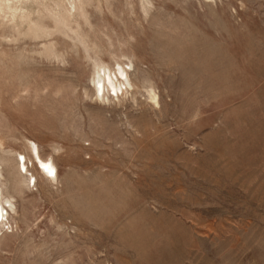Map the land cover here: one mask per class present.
Masks as SVG:
<instances>
[{"label": "rangeland", "instance_id": "374dc122", "mask_svg": "<svg viewBox=\"0 0 264 264\" xmlns=\"http://www.w3.org/2000/svg\"><path fill=\"white\" fill-rule=\"evenodd\" d=\"M0 189V264H264V0H0Z\"/></svg>", "mask_w": 264, "mask_h": 264}, {"label": "bare ground", "instance_id": "6f19581e", "mask_svg": "<svg viewBox=\"0 0 264 264\" xmlns=\"http://www.w3.org/2000/svg\"><path fill=\"white\" fill-rule=\"evenodd\" d=\"M120 73L123 74L122 71H120ZM105 80H107L108 84H110L111 86H113V82H112V79H111L110 74L107 75V78L104 79V82H105ZM100 83L102 84V87H103L104 86L103 85V82H101L100 80H97L95 82V85L96 84H100ZM18 156H20L19 159L17 157L18 168H19V166H21L22 167L21 168L22 170L23 169H26L27 170L26 157L23 154H20V153L18 154ZM28 159L29 160H33L35 162L37 169H38V164H40V166H42L41 168L45 169L47 171V173L53 175L54 177L56 176V169H55V167L53 166V164L50 161H47V160L42 159V157L40 156L39 149H38L37 146H35V147H33L31 149V152H30V155L28 156ZM33 182H34V179H33ZM6 203H7V207L10 208L11 211H14L15 210V207L11 203L10 200H6ZM0 219L1 220H3V219L5 220L6 219L8 221V212H7V209H5V206L2 204V201H1V189H0ZM9 226H10V224H9ZM2 234L3 233H2V230L0 228V238H1Z\"/></svg>", "mask_w": 264, "mask_h": 264}]
</instances>
